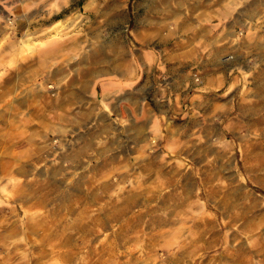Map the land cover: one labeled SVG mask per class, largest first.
<instances>
[{
  "label": "crops",
  "instance_id": "1",
  "mask_svg": "<svg viewBox=\"0 0 264 264\" xmlns=\"http://www.w3.org/2000/svg\"><path fill=\"white\" fill-rule=\"evenodd\" d=\"M92 3L134 18L81 34L0 22V252L33 251L34 264H122L123 215L180 186L170 156L186 153L187 124L192 135L231 113L256 40L232 0Z\"/></svg>",
  "mask_w": 264,
  "mask_h": 264
},
{
  "label": "rangeland",
  "instance_id": "2",
  "mask_svg": "<svg viewBox=\"0 0 264 264\" xmlns=\"http://www.w3.org/2000/svg\"><path fill=\"white\" fill-rule=\"evenodd\" d=\"M60 1L0 0V22H6L8 31L16 35L23 28L15 22H59L43 34H81V22L134 18L128 10L90 9L83 6L84 0L55 4ZM232 1L235 11H249V32L256 38L250 43L247 73L241 74L234 91L232 111L215 122L197 124L192 135L187 124L182 144L186 153L170 156L171 162L185 166V179L179 187L164 188L167 196L154 192L152 203L134 204L130 215H123L121 227L129 232L123 233L118 252L122 264H161L166 259L190 264L203 260L206 264H264V0ZM106 29L113 33L124 28ZM48 89L53 86L48 84ZM52 139L57 144V138ZM77 253L81 252H74L75 260ZM91 254L97 256L98 251ZM35 261L30 250L0 252V264ZM40 262L52 264L49 259Z\"/></svg>",
  "mask_w": 264,
  "mask_h": 264
}]
</instances>
